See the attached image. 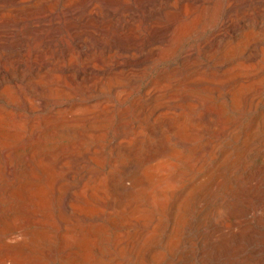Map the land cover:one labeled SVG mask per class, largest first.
<instances>
[{
    "label": "bare ground",
    "instance_id": "6f19581e",
    "mask_svg": "<svg viewBox=\"0 0 264 264\" xmlns=\"http://www.w3.org/2000/svg\"><path fill=\"white\" fill-rule=\"evenodd\" d=\"M66 1L0 17V264H264V0Z\"/></svg>",
    "mask_w": 264,
    "mask_h": 264
},
{
    "label": "rangeland",
    "instance_id": "374dc122",
    "mask_svg": "<svg viewBox=\"0 0 264 264\" xmlns=\"http://www.w3.org/2000/svg\"><path fill=\"white\" fill-rule=\"evenodd\" d=\"M26 1V2H25ZM40 1H43L40 2ZM50 0H10L9 1V4H0V17L1 16H7L9 21H8V28L7 30H10V31H21V30H33V28H30L29 25L30 23H36L38 24V28L35 27V29H41V24L42 22H46L48 21L50 18L51 21H53L54 19L55 20H63L66 16H86V17H95L96 15H98V13H95L97 12V10H92V7L91 6H82L80 4H74V5H69V8L68 7V1L66 0H59V3L58 0H53V2H49ZM120 2H118V7L121 9H117L116 13H111V15L113 16H120V13L121 15L124 17L125 14H127V3L129 4L132 0H123V3L121 0H119ZM125 1V2H124ZM127 1V2H126ZM129 1V2H128ZM177 1V2H176ZM184 2H182V0H168V4L165 3L164 4V7L163 10L162 9V12L164 13H169L171 16L173 17H177L178 19H181L183 18V13H182V10L180 9L181 8V5L182 3H185L186 0H183ZM211 1V0H210ZM216 1V3H215ZM225 1L226 0H213L211 5H212V8H210L205 14H204V19L205 21L203 20V22H214V20H219V17L221 16V10L223 9V5L225 4ZM33 2V3H32ZM35 2H37L35 4ZM49 2V3H47ZM55 2V3H54ZM63 2V3H62ZM207 2V3H206ZM125 3V4H124ZM173 3V5H172ZM203 3L207 6H209L210 2L209 0H203ZM171 4V5H170ZM216 4H219V5H216ZM49 7H48V6ZM77 7H76V6ZM170 5V6H169ZM215 5V6H214ZM73 8H72V7ZM75 6V7H74ZM123 6V7H122ZM166 6V7H165ZM169 6V7H168ZM213 6L214 8H216L215 10L213 9ZM218 8H217V7ZM263 6V4L261 5ZM67 7V8H66ZM80 7V8H79ZM168 7V8H167ZM12 8V9H11ZM36 9V10H35ZM48 9V10H47ZM74 9V10H72ZM80 9V10H79ZM166 9H169L167 12ZM180 9V10H179ZM35 10V11H33ZM71 10V11H70ZM76 10V12H75ZM78 10L80 12H78ZM172 10V11H171ZM221 12H220V11ZM74 12V13H73ZM211 12V13H209ZM220 12V13H219ZM73 13V14H72ZM93 13V14H91ZM95 13V14H94ZM207 14H209L210 16H208ZM181 15V16H180ZM215 15V16H214ZM219 15V16H218ZM41 16V17H40ZM217 16V17H216ZM242 15H237L236 17H241ZM15 17V18H13ZM22 17V18H21ZM29 17V19H27ZM54 17V18H53ZM56 17H58L56 19ZM236 17H234L236 19ZM26 18V19H25ZM211 18V19H210ZM215 18V19H214ZM237 18V19H238ZM18 19V20H16ZM23 19V20H22ZM22 20V21H21ZM49 20V21H50ZM212 20V21H211ZM215 20V21H216ZM34 21V22H33ZM38 21V22H37ZM28 22V23H27ZM11 24V25H10ZM17 26H16V25ZM27 24V25H26ZM26 25V27H24ZM23 26V27H22ZM22 27V28H21ZM260 26H256L255 27V30L256 31H260ZM34 29V30H35ZM62 28H60L61 30ZM257 45V44H255Z\"/></svg>",
    "mask_w": 264,
    "mask_h": 264
}]
</instances>
